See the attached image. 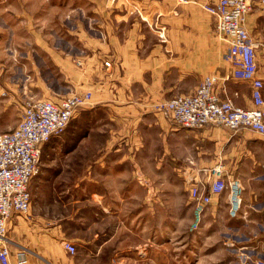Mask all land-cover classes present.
<instances>
[{
    "label": "crops",
    "instance_id": "obj_1",
    "mask_svg": "<svg viewBox=\"0 0 264 264\" xmlns=\"http://www.w3.org/2000/svg\"><path fill=\"white\" fill-rule=\"evenodd\" d=\"M92 1L95 22L74 31L77 55L37 42L57 71L52 81L35 70L23 83H4L10 93L0 84V102L1 96L58 100L67 84L91 93L90 104L76 110L70 126L42 146L39 173L28 185L31 207L7 225L9 264H125L134 255L138 264H167L158 245L163 214L175 218V207L186 206L190 223L196 205L190 187L209 184L214 168L225 181H240L241 208L231 217L228 191L213 194L193 231V242L203 240L193 254L220 255V241L232 257L244 249L264 259V138L247 128H184L153 106L190 94L204 76L217 74L219 98L252 107L249 82L223 79L231 70L223 57L227 44L221 48L209 36L211 18L194 1ZM258 43L264 99V48ZM6 108L0 106V113ZM19 120L0 116V132Z\"/></svg>",
    "mask_w": 264,
    "mask_h": 264
},
{
    "label": "built area",
    "instance_id": "obj_2",
    "mask_svg": "<svg viewBox=\"0 0 264 264\" xmlns=\"http://www.w3.org/2000/svg\"><path fill=\"white\" fill-rule=\"evenodd\" d=\"M188 2L197 0H178ZM254 0H201L199 5L215 22V30L227 44L223 54L231 70L223 79L244 80L251 86L252 107L236 106L231 99H221L215 85L217 74L202 78L194 92L181 94L158 102L155 106L165 118L184 128L222 126L230 131L250 129L264 138L263 81L258 76L257 48L247 28V15ZM260 16L264 19V0H257ZM104 64L109 66V61ZM91 93L73 92L58 100H28L22 107L20 120L14 128L0 132V264H9L10 239L8 222L12 215H25L31 207L28 185L39 173L41 149L52 136L68 125L76 110L90 104ZM211 181L192 184L189 193L196 201L190 230L199 228L201 216L213 194L228 191V213L235 217L242 203V184L238 179L225 181L220 168L211 170ZM64 247L75 253L76 247L64 242ZM22 257L23 251L18 252ZM238 264H264L262 258H252L244 249L236 254Z\"/></svg>",
    "mask_w": 264,
    "mask_h": 264
},
{
    "label": "rangeland",
    "instance_id": "obj_3",
    "mask_svg": "<svg viewBox=\"0 0 264 264\" xmlns=\"http://www.w3.org/2000/svg\"><path fill=\"white\" fill-rule=\"evenodd\" d=\"M93 3L92 0H0V84L3 88L8 90L4 86L6 82L19 81L23 83L25 80L23 76L27 74L32 77V74L35 75V70H38L37 74L43 77L49 78L48 76H51L50 80L53 76H56L55 67L48 56L41 51L37 42L44 40L58 45L57 47H64L70 56L77 55L79 47L75 45L76 43L73 40L75 37L77 38L74 31L82 26L88 29V24L93 25L92 23L95 22V14L91 12ZM195 3L201 8L198 0ZM201 12L211 18V26L208 30L209 36L220 43L221 48L226 47L225 41L218 36L215 30V22L212 17L203 9ZM135 14L141 21L140 15ZM79 19L80 21H78ZM247 28L251 36L255 40H259L261 48H264V19L260 16L257 0H254L247 15ZM94 33L97 32L94 31ZM32 50H36V54L31 53ZM25 52H29L30 58L26 59ZM74 60L78 66L81 65L82 61L80 59ZM31 61L35 63L37 68L30 63ZM261 64L264 65V63ZM67 85L65 89H62L65 93L64 96L75 92L73 87ZM1 98L3 101L0 102V106H7V108L1 111L0 116L3 119L6 118L8 122L19 119L25 102L34 100V98L29 99L30 97L24 98L22 96L15 97V99L11 97L9 100H5L9 96H1ZM162 101L165 100H159L153 105L155 111H157L155 105ZM3 130L7 129L3 127ZM67 130L68 127L65 131ZM35 177H32V179ZM168 197L170 195L164 193V198ZM165 209H167L165 213H169L170 207ZM163 216L167 218L166 214H163ZM165 217H163L161 243L158 245L163 249L161 258L167 264L170 260L174 264H238L237 256L233 255L232 257L227 250L226 243L223 244L220 241H217L216 246L219 247L217 249L223 250L220 255H205L202 251V254H193L195 247L197 249L203 247V240L198 239L193 242V231L199 228L193 231L190 230L191 222L188 223L187 221L186 206L175 207V218H167L165 222ZM170 220H172V223H170ZM134 256L127 259L125 264H138L137 256Z\"/></svg>",
    "mask_w": 264,
    "mask_h": 264
}]
</instances>
